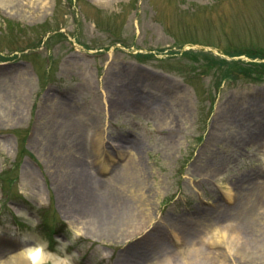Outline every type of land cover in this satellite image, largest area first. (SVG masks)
<instances>
[{"label": "rangeland", "instance_id": "rangeland-1", "mask_svg": "<svg viewBox=\"0 0 264 264\" xmlns=\"http://www.w3.org/2000/svg\"><path fill=\"white\" fill-rule=\"evenodd\" d=\"M0 97V264L21 238L70 264H264L238 218L264 222V0H0ZM82 152L101 191L61 169ZM90 199L131 202L126 233Z\"/></svg>", "mask_w": 264, "mask_h": 264}, {"label": "bare ground", "instance_id": "bare-ground-1", "mask_svg": "<svg viewBox=\"0 0 264 264\" xmlns=\"http://www.w3.org/2000/svg\"><path fill=\"white\" fill-rule=\"evenodd\" d=\"M7 98L0 97V107H2V105L5 104ZM57 107H59L63 112L66 109V107L64 108L63 106L60 107V105H58ZM68 113L67 116H72L74 115V113L72 112L73 110L71 109H67ZM13 119L15 118V116L12 117ZM74 124V123H73ZM84 156L86 157V153H81L78 155V159H73L72 162H67L64 160L61 163V169L65 168V169H72V168H76L79 172L76 175H79L78 179H83L85 180L87 183H91L93 184L94 188L96 190L101 191V189H103L104 184L106 183V181H103L104 179H99V178H93L92 176H90L89 174V169L86 166V164L84 163ZM72 167V168H71ZM81 171H80V170ZM92 180H91V179ZM127 179V176L125 175V172L119 174L117 176V182L121 183L123 181H125ZM107 184V183H106ZM109 185V184H108ZM94 196V194H92V197ZM96 197V196H94ZM89 200V199H88ZM87 201V200H86ZM96 200L94 199H90V203L89 205H93L90 210H91V217H92V224H95L94 226H102L100 227L101 229H105V233L108 234L109 236H115L118 234H124L126 233V231L128 230L126 228V218L128 217V215L130 214L131 208H130V204L131 202L126 201L125 199H120L117 202L118 206L117 209L112 208L108 214H104V213H100L98 211V208L96 209V205L94 204ZM257 202H259L257 200ZM256 202V204H258ZM262 204V203H261ZM257 208L256 207H243L241 208V212H239L240 214L238 215V218L241 220V224H239V228L241 230V234L243 238V242H241L242 246H244L245 249L248 250V257L250 259L249 263L251 262H255L257 263V256L258 254L255 253V250H258L257 248H259L260 246L264 245V222L260 221V220H256L254 222L251 223H247V218H251L254 216V212ZM263 220V219H262ZM99 224V225H98ZM226 231L227 229L230 230V227H225ZM99 229V228H98ZM226 233V232H225ZM225 233H223L225 235ZM228 231L226 233V235H228ZM195 242V241H193ZM237 244V240L234 241V243H232L231 241L229 242L230 245V249H234L233 244ZM26 246V245H25ZM135 248L138 249V246H135L134 248H131L130 251L132 252H136L139 253V251H135ZM199 247H196V245H191V247L188 248L189 250V255L192 259L195 255V253L198 252ZM231 249V250H232ZM262 249V248H261ZM45 251L47 252V250L45 249ZM233 251V250H232ZM242 251V250H241ZM50 253V252H47ZM201 253V252H200ZM19 254L20 256L18 258H13L11 259L7 264H28V262L25 260L24 258V254L22 253L21 249L19 250ZM51 254V259H49L48 261H50L52 264H54V261L58 258L62 259L61 257H58L52 253ZM190 257H184L182 256L183 260L188 261L190 259ZM189 258V259H188ZM261 258H264L261 257ZM123 260H125L124 258H122ZM171 260V255L167 254L163 259H161L164 262H166V260ZM169 262V261H167Z\"/></svg>", "mask_w": 264, "mask_h": 264}, {"label": "clouds", "instance_id": "clouds-1", "mask_svg": "<svg viewBox=\"0 0 264 264\" xmlns=\"http://www.w3.org/2000/svg\"><path fill=\"white\" fill-rule=\"evenodd\" d=\"M75 237L83 235L82 231L71 229ZM21 241L25 243V247L21 249L24 254L25 260L28 264H47L48 260L51 259V254L45 251V244L43 242L33 241L29 243L27 240L21 238ZM107 253H101V258H106ZM54 264H70L69 258H58L54 261Z\"/></svg>", "mask_w": 264, "mask_h": 264}]
</instances>
